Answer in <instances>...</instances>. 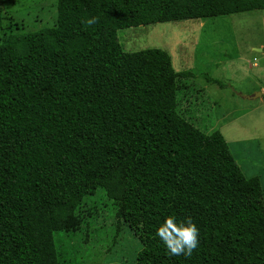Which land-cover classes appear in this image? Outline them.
I'll return each mask as SVG.
<instances>
[{
  "label": "trees",
  "instance_id": "1",
  "mask_svg": "<svg viewBox=\"0 0 264 264\" xmlns=\"http://www.w3.org/2000/svg\"><path fill=\"white\" fill-rule=\"evenodd\" d=\"M253 11L58 0L55 28L4 35L0 264H264L262 148L224 139L195 68L205 20ZM168 216L199 229L191 256L155 235Z\"/></svg>",
  "mask_w": 264,
  "mask_h": 264
},
{
  "label": "rangeland",
  "instance_id": "2",
  "mask_svg": "<svg viewBox=\"0 0 264 264\" xmlns=\"http://www.w3.org/2000/svg\"><path fill=\"white\" fill-rule=\"evenodd\" d=\"M0 6L4 10L0 39L57 26L58 0H0ZM203 26L195 68L218 102L222 135L239 144L258 140L264 157V11L208 19ZM208 77L226 87L208 82Z\"/></svg>",
  "mask_w": 264,
  "mask_h": 264
},
{
  "label": "clouds",
  "instance_id": "3",
  "mask_svg": "<svg viewBox=\"0 0 264 264\" xmlns=\"http://www.w3.org/2000/svg\"><path fill=\"white\" fill-rule=\"evenodd\" d=\"M89 25L96 23V18L87 21ZM155 235L160 238L171 255L191 256L199 245V229L191 218L179 220L168 216L156 229Z\"/></svg>",
  "mask_w": 264,
  "mask_h": 264
},
{
  "label": "water",
  "instance_id": "4",
  "mask_svg": "<svg viewBox=\"0 0 264 264\" xmlns=\"http://www.w3.org/2000/svg\"><path fill=\"white\" fill-rule=\"evenodd\" d=\"M254 97H251L250 99H253Z\"/></svg>",
  "mask_w": 264,
  "mask_h": 264
}]
</instances>
